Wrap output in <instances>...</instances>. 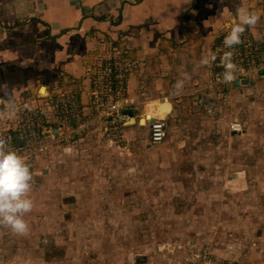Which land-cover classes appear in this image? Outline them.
Listing matches in <instances>:
<instances>
[{"label": "crops", "instance_id": "crops-1", "mask_svg": "<svg viewBox=\"0 0 264 264\" xmlns=\"http://www.w3.org/2000/svg\"><path fill=\"white\" fill-rule=\"evenodd\" d=\"M237 8L260 14L243 35L264 42V0H0V85L8 86L17 107L14 127L0 130L8 138L18 136L19 118L38 106L41 87L50 95L44 108L52 109L69 93L88 111L95 63L114 53L128 66L127 95L137 103L133 115L172 120L174 137L168 131L162 144L142 145L126 131L119 145L97 131L78 143H89L95 154L109 147L140 157V167L146 163L154 176L164 175V205L177 207V216L190 222L185 231L197 234L201 247L225 264H264V134L256 133L264 121L241 122L246 132L240 137L230 127L226 136L215 135V116L233 103L221 99L242 91L212 96L204 87L205 79L221 69L218 50L230 26L239 22ZM209 52L217 59L197 67ZM177 78L187 82L181 95H173L170 86ZM256 87V92L264 88V77ZM0 99H6L2 91ZM166 103L170 113L162 111ZM249 106L240 107L244 115L260 110ZM6 107L7 101L0 105ZM233 112L239 115L232 110L228 116ZM212 222L218 226L212 228ZM221 234L251 238L248 252L224 246Z\"/></svg>", "mask_w": 264, "mask_h": 264}, {"label": "rangeland", "instance_id": "rangeland-1", "mask_svg": "<svg viewBox=\"0 0 264 264\" xmlns=\"http://www.w3.org/2000/svg\"><path fill=\"white\" fill-rule=\"evenodd\" d=\"M177 80H184L183 92L186 91V79ZM176 81L170 85L172 88ZM263 89L225 93L221 102L233 103L227 104L230 108L221 116L216 115V120L212 119L215 135L226 136L235 120L244 124L253 123L256 118L264 121ZM33 94L36 96L37 91ZM35 100L43 108L48 102ZM249 104L260 108L259 112L244 115L240 107L250 108ZM232 110L239 115L233 112V116H228ZM15 118L0 119V128L7 130ZM165 122L167 131L172 132L174 122ZM144 132L149 135L147 129ZM256 133L264 134V122ZM4 135L0 130V137L6 138ZM240 136L242 133H238L237 137ZM147 143L149 138L142 140V145ZM94 151L89 143H76L40 155L23 156L34 180L29 194L34 207L24 217L30 232L17 236L0 227V264H178L190 260L186 252H179V246L203 248L197 234L185 231L190 222L177 216V207L164 205V175L154 176L155 169L146 163V167H140L144 160L127 150L118 153L107 147L98 154ZM196 225L194 222L193 228ZM216 226L218 222H212L211 227ZM43 237L54 243V252L51 250L44 257L40 254ZM248 239L251 238H227L221 234L220 243L237 245L248 252ZM261 254L260 250L257 255Z\"/></svg>", "mask_w": 264, "mask_h": 264}, {"label": "built area", "instance_id": "built-area-1", "mask_svg": "<svg viewBox=\"0 0 264 264\" xmlns=\"http://www.w3.org/2000/svg\"><path fill=\"white\" fill-rule=\"evenodd\" d=\"M242 41L243 43L234 49H226L221 45L218 50L219 58L226 51L233 52V62L240 69L237 82L233 84L220 82V76L224 71L220 64V71L205 79V91L210 95L216 96L232 88L246 93L256 91L257 80L264 77V42H257L245 35L242 36ZM128 73L126 63L114 53L98 59L93 75L95 89L87 106L88 111L84 110V106L76 99L64 95L57 98L52 109L39 106L28 109L20 116L17 125V134L24 146L15 147L10 136L6 137L9 147L22 157L40 155L58 146L76 144L87 134L97 131L110 136L119 145H122L126 131L131 132L132 136L136 135L135 141L149 138L155 145L162 144L168 137L165 120L156 117L137 119L133 115L137 103L127 95ZM40 93L39 90V99L50 100L48 93L45 96H41ZM49 117H53L55 121L49 123L47 121ZM145 129L149 135L145 134ZM242 130L241 122L231 123V132L238 134ZM128 141L130 144L133 143L131 139ZM177 249L179 252H186L190 258L178 264H225L217 255L196 245H181ZM254 252L260 254V249L255 247Z\"/></svg>", "mask_w": 264, "mask_h": 264}, {"label": "clouds", "instance_id": "clouds-1", "mask_svg": "<svg viewBox=\"0 0 264 264\" xmlns=\"http://www.w3.org/2000/svg\"><path fill=\"white\" fill-rule=\"evenodd\" d=\"M238 23L230 26L225 36L223 46L226 49H234L243 43L242 36L246 30L256 25L259 16L248 12L243 8L236 9ZM217 59L214 52H209L203 57L197 67L207 66ZM220 63L224 71L220 76V82L233 84L237 82L240 69L233 62V52L226 51L220 57ZM184 80H177L173 85V95L183 94ZM0 91L6 99H0V105L7 101L6 108H0V119H13L17 113L11 101V93L7 85H0ZM34 183L33 174L25 159L16 151L11 150L8 140L0 137V227L7 228L12 234L26 236L30 232V226L24 219L34 207V202L29 194Z\"/></svg>", "mask_w": 264, "mask_h": 264}, {"label": "flooded vegetation", "instance_id": "flooded-vegetation-1", "mask_svg": "<svg viewBox=\"0 0 264 264\" xmlns=\"http://www.w3.org/2000/svg\"><path fill=\"white\" fill-rule=\"evenodd\" d=\"M244 129L245 128L243 126V130L241 132L242 134L244 132H246ZM246 130H248V129H246ZM77 201H78V199H77ZM53 248H54L53 241H51L50 238L43 237V240L41 241V251H40V254L44 257L46 255V253H47L48 256H49L50 253H51V250H52V253L54 252Z\"/></svg>", "mask_w": 264, "mask_h": 264}, {"label": "bare ground", "instance_id": "bare-ground-1", "mask_svg": "<svg viewBox=\"0 0 264 264\" xmlns=\"http://www.w3.org/2000/svg\"><path fill=\"white\" fill-rule=\"evenodd\" d=\"M253 13H255L256 15H258L259 16V19H260V14H258V13H256V12H253ZM190 89V88H189ZM40 95L41 96H45L46 95V90L44 89V88H40ZM153 96H154V94H153ZM162 111H163V113H170L171 112V110H172V108H171V105H169V104H164V105H162Z\"/></svg>", "mask_w": 264, "mask_h": 264}, {"label": "trees", "instance_id": "trees-1", "mask_svg": "<svg viewBox=\"0 0 264 264\" xmlns=\"http://www.w3.org/2000/svg\"><path fill=\"white\" fill-rule=\"evenodd\" d=\"M13 137H14V139L12 138L13 145L17 148H22L24 146L23 141H19L20 138L17 135H14Z\"/></svg>", "mask_w": 264, "mask_h": 264}, {"label": "water", "instance_id": "water-1", "mask_svg": "<svg viewBox=\"0 0 264 264\" xmlns=\"http://www.w3.org/2000/svg\"><path fill=\"white\" fill-rule=\"evenodd\" d=\"M150 118H151V116L148 117V119H150Z\"/></svg>", "mask_w": 264, "mask_h": 264}]
</instances>
